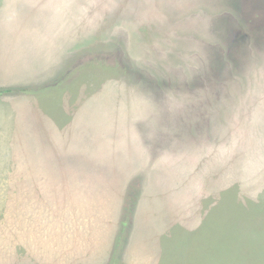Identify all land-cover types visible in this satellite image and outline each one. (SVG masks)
<instances>
[{
    "label": "rangeland",
    "instance_id": "1",
    "mask_svg": "<svg viewBox=\"0 0 264 264\" xmlns=\"http://www.w3.org/2000/svg\"><path fill=\"white\" fill-rule=\"evenodd\" d=\"M0 264H264V0H0Z\"/></svg>",
    "mask_w": 264,
    "mask_h": 264
},
{
    "label": "trees",
    "instance_id": "2",
    "mask_svg": "<svg viewBox=\"0 0 264 264\" xmlns=\"http://www.w3.org/2000/svg\"><path fill=\"white\" fill-rule=\"evenodd\" d=\"M2 93H4V91H3V90H0V95H1Z\"/></svg>",
    "mask_w": 264,
    "mask_h": 264
}]
</instances>
